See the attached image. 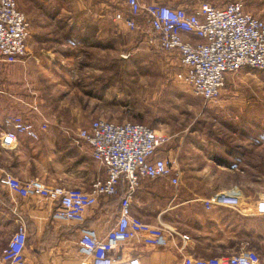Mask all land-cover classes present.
<instances>
[{"label": "built area", "instance_id": "2783aa9c", "mask_svg": "<svg viewBox=\"0 0 264 264\" xmlns=\"http://www.w3.org/2000/svg\"><path fill=\"white\" fill-rule=\"evenodd\" d=\"M119 1L123 6L114 10L113 19L128 29L141 28L145 41L177 67L174 77L205 100L219 97L229 73L245 66L264 69V18L244 8L241 0L217 4L185 0L180 5ZM185 33L190 37H185ZM30 36V20L17 0H0V70L23 57ZM46 126V122L40 125L41 128ZM18 133L38 137L33 123L22 115H0V145L14 146ZM77 133L106 170L105 178L93 182L90 190L56 186L37 177L21 180L7 170L0 172V185L20 197L49 199L54 204L50 214L52 221L78 224L77 249L82 255L79 264H140L135 255H121L129 242L166 247L176 232L167 223L146 222L130 209L132 195L141 178H166L176 195L181 174L177 157L167 149L170 137L141 122H114L104 118H94ZM120 181L127 191L119 201L115 222L100 235L84 224L85 211L99 198L115 195ZM231 190L236 191L234 195L229 193ZM240 194L241 189L234 185L203 198V207L224 205L245 215L264 214V197L241 203ZM14 215L17 228L0 251V264H28L27 223L21 212L14 211ZM186 244L182 236V243L176 245L179 264H264L252 248L241 247L226 255L200 256L187 252Z\"/></svg>", "mask_w": 264, "mask_h": 264}, {"label": "rangeland", "instance_id": "374dc122", "mask_svg": "<svg viewBox=\"0 0 264 264\" xmlns=\"http://www.w3.org/2000/svg\"><path fill=\"white\" fill-rule=\"evenodd\" d=\"M103 1L28 0L32 12L40 5L66 8L60 13L62 20L88 23L84 34L93 36V46L57 65L67 73L58 78L60 106L65 109L58 102L56 107L74 119L81 104L93 117L141 122L167 134V149L182 171L181 198L194 196L186 189L187 181L197 188L212 183L240 186L241 203L264 197V69L245 66L229 73L219 97L205 100L174 77L177 67L145 41L141 28L128 29L115 21ZM241 1L264 18V0ZM205 195L201 198L212 196ZM194 204L173 207L169 217L173 236L179 242L182 236L189 240L187 252L226 255L248 247L264 262V214Z\"/></svg>", "mask_w": 264, "mask_h": 264}, {"label": "crops", "instance_id": "0c3cea01", "mask_svg": "<svg viewBox=\"0 0 264 264\" xmlns=\"http://www.w3.org/2000/svg\"><path fill=\"white\" fill-rule=\"evenodd\" d=\"M144 1H161L171 5L185 2ZM17 4L30 20L31 36L23 57L0 70V115H22L33 123L38 137L18 133L14 146L0 145V172L7 170L21 180L37 177L56 186L90 190L93 182L105 178L106 170L93 157L91 147L78 135L77 130L88 126L98 117H93L89 109L81 104L78 106L80 112L74 119L66 117L56 107L58 102L59 107L65 109V106H60L62 99L58 83V78L65 71L57 65L79 56L85 47L93 46V36L84 34V29L89 28L86 27L88 23L62 20L60 13L66 9L64 7L40 5L32 12L28 0H17ZM101 5L112 18L114 10L123 6L119 0H105ZM184 36L190 37L187 33ZM43 122L47 123L45 128L40 127ZM171 186L166 178H141L131 198V212L151 224L160 221L169 224L173 207L194 204L195 201H200L203 206L201 197L231 185L212 183L199 189L187 181L186 189L194 195L187 198H181L178 190L174 195ZM176 197L179 200L171 205ZM118 207L115 201L99 198L95 205L86 209L84 224L102 235L115 222ZM53 208L54 204L45 197H20L0 185V251L17 228L16 211L21 212L27 222L25 254L28 264H79L82 255L77 249L78 224L52 221L50 214ZM227 208L213 205L211 209ZM185 240L189 245V240ZM181 242L177 237H171L166 247H153L141 241L129 242L121 255H135L140 264H179L180 257L175 246Z\"/></svg>", "mask_w": 264, "mask_h": 264}, {"label": "trees", "instance_id": "16d2710c", "mask_svg": "<svg viewBox=\"0 0 264 264\" xmlns=\"http://www.w3.org/2000/svg\"><path fill=\"white\" fill-rule=\"evenodd\" d=\"M126 191H127V188H126L124 182L123 181H120V183L118 184V191H117V193L115 195H113V196H110V197L106 198L105 200L115 201L119 205V201L124 196V194L126 193ZM194 238H196V237H194ZM196 240L199 241L198 238H196Z\"/></svg>", "mask_w": 264, "mask_h": 264}]
</instances>
